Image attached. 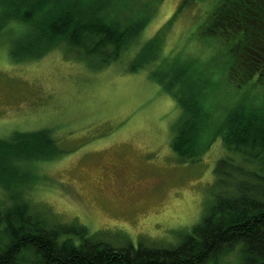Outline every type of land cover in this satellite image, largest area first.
<instances>
[{
	"label": "rangeland",
	"instance_id": "rangeland-1",
	"mask_svg": "<svg viewBox=\"0 0 264 264\" xmlns=\"http://www.w3.org/2000/svg\"><path fill=\"white\" fill-rule=\"evenodd\" d=\"M218 2L133 0L134 12L148 10L137 44L101 67L98 57L85 59L68 44L38 60L16 62L11 37L0 34V138L46 128L57 145L48 149H58L53 159L29 168L19 200L51 227L106 231L105 240L116 247L179 244L211 204L218 161L237 158L219 135L225 117L236 106L247 111L261 105L264 111V84L255 75L246 82L230 77L223 44L198 33ZM117 7L122 10V2ZM146 43L144 55H160L140 67L143 57L137 56ZM167 73L172 83L177 75L181 86V77L204 80L196 96L204 112L197 162L172 149L182 113L162 83ZM14 189L0 186V211L13 203ZM237 258L231 254L222 264Z\"/></svg>",
	"mask_w": 264,
	"mask_h": 264
},
{
	"label": "trees",
	"instance_id": "trees-1",
	"mask_svg": "<svg viewBox=\"0 0 264 264\" xmlns=\"http://www.w3.org/2000/svg\"><path fill=\"white\" fill-rule=\"evenodd\" d=\"M219 1L200 23L199 35L205 33L223 44L230 77L246 82L255 75L264 84V0ZM120 2L122 10L117 7ZM133 9V0H0V34L11 37L16 62L38 60L68 44L85 59L98 57L101 67L137 44L148 10ZM25 36L31 41L24 43ZM145 45L137 56L143 57L136 64L140 67L160 55L158 50L144 55ZM164 77L162 83L182 113L172 149L180 158L197 162L202 152L195 145L204 112L196 96L204 80L181 77V86L177 75L173 83L167 80L168 73ZM260 106L247 111L236 106L225 117L219 135L237 158L218 161L212 201L203 219L170 247L143 242L137 248L116 247L105 240L106 231L90 235L83 225L49 226L19 200L18 187L34 163L55 157L58 149L48 146L56 145V138L46 128L0 138V186L13 184L17 189L13 203L0 211V264H222L236 253V264H264V111Z\"/></svg>",
	"mask_w": 264,
	"mask_h": 264
},
{
	"label": "flooded vegetation",
	"instance_id": "flooded-vegetation-1",
	"mask_svg": "<svg viewBox=\"0 0 264 264\" xmlns=\"http://www.w3.org/2000/svg\"><path fill=\"white\" fill-rule=\"evenodd\" d=\"M117 172H120L119 170H117ZM119 174V173H118ZM122 174H123V170H122ZM110 178L113 179L112 181L115 182V175H113L112 173L109 174ZM110 181V180H109Z\"/></svg>",
	"mask_w": 264,
	"mask_h": 264
}]
</instances>
